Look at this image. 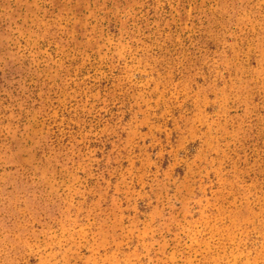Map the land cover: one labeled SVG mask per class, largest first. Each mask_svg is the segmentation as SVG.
I'll use <instances>...</instances> for the list:
<instances>
[{"label": "rangeland", "instance_id": "374dc122", "mask_svg": "<svg viewBox=\"0 0 264 264\" xmlns=\"http://www.w3.org/2000/svg\"><path fill=\"white\" fill-rule=\"evenodd\" d=\"M0 264H264V0H0Z\"/></svg>", "mask_w": 264, "mask_h": 264}]
</instances>
